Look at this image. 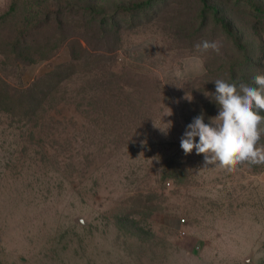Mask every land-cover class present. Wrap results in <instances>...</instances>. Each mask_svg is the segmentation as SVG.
<instances>
[{"label":"rangeland","instance_id":"1","mask_svg":"<svg viewBox=\"0 0 264 264\" xmlns=\"http://www.w3.org/2000/svg\"><path fill=\"white\" fill-rule=\"evenodd\" d=\"M258 74L264 0H0V264H264V164L180 147Z\"/></svg>","mask_w":264,"mask_h":264},{"label":"clouds","instance_id":"2","mask_svg":"<svg viewBox=\"0 0 264 264\" xmlns=\"http://www.w3.org/2000/svg\"><path fill=\"white\" fill-rule=\"evenodd\" d=\"M200 52H219L216 41L204 40L195 45ZM212 100L219 108L218 115L204 122V114L193 118L180 139L185 155L195 151L203 155L204 167L214 166L229 173L244 163L264 164V74L254 77V83H229L223 79L213 81ZM189 101L191 99L187 98ZM171 111L168 115H171ZM172 126L168 122L167 132ZM198 138V140H197Z\"/></svg>","mask_w":264,"mask_h":264}]
</instances>
